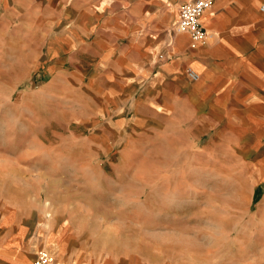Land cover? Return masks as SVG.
<instances>
[{"label": "rangeland", "instance_id": "1", "mask_svg": "<svg viewBox=\"0 0 264 264\" xmlns=\"http://www.w3.org/2000/svg\"><path fill=\"white\" fill-rule=\"evenodd\" d=\"M35 1L0 0V198L23 215L27 256L52 247L63 258L44 230L71 227L101 253L264 264L263 188L245 182L236 153L213 168H181L172 147L132 124L115 137L113 57L91 36L63 41L61 22L46 24ZM189 188L196 193L183 194Z\"/></svg>", "mask_w": 264, "mask_h": 264}, {"label": "crops", "instance_id": "2", "mask_svg": "<svg viewBox=\"0 0 264 264\" xmlns=\"http://www.w3.org/2000/svg\"><path fill=\"white\" fill-rule=\"evenodd\" d=\"M188 1L35 2L45 6L46 24L61 22L56 33L63 41L91 36L100 42L101 55L113 57L115 137L132 124L147 141L163 150L172 147L181 168H213L236 153L245 182L254 193L263 188L264 195V0H214L202 17L209 36L201 44L171 28ZM119 40L127 41L123 49L113 43ZM188 68L197 79L187 76ZM177 183L185 181L171 182ZM188 190L183 194L196 193ZM22 219L16 204L0 198V264H34ZM44 233L48 245L66 253L62 258L52 247L47 250L67 264H163L156 257L118 256L112 246L101 253L100 244L86 241L75 228Z\"/></svg>", "mask_w": 264, "mask_h": 264}, {"label": "built area", "instance_id": "3", "mask_svg": "<svg viewBox=\"0 0 264 264\" xmlns=\"http://www.w3.org/2000/svg\"><path fill=\"white\" fill-rule=\"evenodd\" d=\"M214 0H191L184 2L178 11L175 30L178 33H187L193 44L203 43L209 36L208 30L202 24L204 13L212 8ZM264 12V5L261 7ZM187 76L191 80L198 78L197 72L188 68ZM34 264H66L59 260L57 256L47 249H43L36 255Z\"/></svg>", "mask_w": 264, "mask_h": 264}]
</instances>
